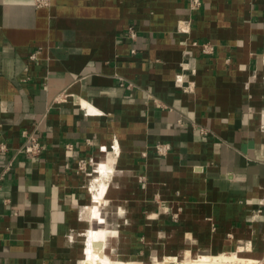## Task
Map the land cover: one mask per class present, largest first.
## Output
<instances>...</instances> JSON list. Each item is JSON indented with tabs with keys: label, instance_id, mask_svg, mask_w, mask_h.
<instances>
[{
	"label": "crops",
	"instance_id": "crops-1",
	"mask_svg": "<svg viewBox=\"0 0 264 264\" xmlns=\"http://www.w3.org/2000/svg\"><path fill=\"white\" fill-rule=\"evenodd\" d=\"M34 130L0 264H81L90 231L114 263L264 260V0H0V172Z\"/></svg>",
	"mask_w": 264,
	"mask_h": 264
},
{
	"label": "built area",
	"instance_id": "built-area-1",
	"mask_svg": "<svg viewBox=\"0 0 264 264\" xmlns=\"http://www.w3.org/2000/svg\"><path fill=\"white\" fill-rule=\"evenodd\" d=\"M53 1L54 0H34L35 6L37 8H50L53 4ZM187 1L189 4V8L192 11H198L202 6V0H187ZM129 33H130L131 39L134 40L137 36V31L131 27ZM194 44L198 45L197 42H194ZM201 47H202L203 53H205V54H211L213 52V47L208 43H203L201 45ZM132 53H135L134 49L132 50ZM35 58H36L35 53L30 56L31 60H35ZM127 87L129 89H131V88H133V84L128 83ZM22 138H23L22 145L14 151L10 160L8 161V163L6 164L4 169L0 172V190L2 188L4 180L6 179V176L8 175V173L13 168L14 161H15L16 157H18L19 155H25L26 157H28L30 159H35V158L39 157L43 152L44 145H43V142L41 140L40 135L38 134V131H36V130L24 131L22 133ZM155 149L159 155H165L166 156L170 152L171 146H170V144H167V143H158L155 146ZM10 151L11 150L7 146V144H5V143L0 144V155L9 154ZM88 163L93 164L92 161L88 162L86 160H80L78 163V171L84 172L87 176H89L91 178L89 183H91L99 174L97 171V168L99 165H96L94 167V169H92L91 171H88L87 170ZM89 189H90V187H89ZM176 217H177V215H175V218ZM261 263L264 264V260L261 261Z\"/></svg>",
	"mask_w": 264,
	"mask_h": 264
},
{
	"label": "bare ground",
	"instance_id": "bare-ground-1",
	"mask_svg": "<svg viewBox=\"0 0 264 264\" xmlns=\"http://www.w3.org/2000/svg\"><path fill=\"white\" fill-rule=\"evenodd\" d=\"M108 171L107 165L103 166ZM98 169V168H97ZM106 174V173H105ZM104 232L90 231L87 239L86 257L81 264H111L104 256ZM168 264H260V261H254L239 258L236 254H220L216 256L201 255L187 262L167 260ZM141 264V263H130Z\"/></svg>",
	"mask_w": 264,
	"mask_h": 264
},
{
	"label": "rangeland",
	"instance_id": "rangeland-1",
	"mask_svg": "<svg viewBox=\"0 0 264 264\" xmlns=\"http://www.w3.org/2000/svg\"><path fill=\"white\" fill-rule=\"evenodd\" d=\"M90 184L91 183H89V186H90ZM97 227L98 228H103V224L101 223H99V224H97V225H95V229H97ZM238 256V255H237ZM105 257L110 261V263L111 264H120V262H117V263H114V262H112L106 255H105ZM239 257V256H238ZM239 258H242V257H239ZM188 261H190V260H188ZM172 262V261H171ZM180 262V261H179ZM182 262H187V261H182ZM157 264H168L167 263V261H165L164 263H157ZM260 264H263V263H260Z\"/></svg>",
	"mask_w": 264,
	"mask_h": 264
}]
</instances>
